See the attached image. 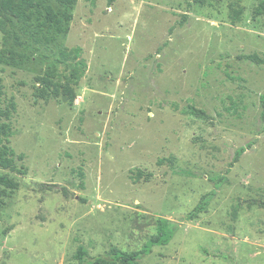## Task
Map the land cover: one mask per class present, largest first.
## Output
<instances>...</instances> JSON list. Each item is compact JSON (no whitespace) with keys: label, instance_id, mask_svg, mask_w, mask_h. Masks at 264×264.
I'll use <instances>...</instances> for the list:
<instances>
[{"label":"rangeland","instance_id":"1","mask_svg":"<svg viewBox=\"0 0 264 264\" xmlns=\"http://www.w3.org/2000/svg\"><path fill=\"white\" fill-rule=\"evenodd\" d=\"M262 3L77 0L65 34L0 32V264L137 251L158 218L174 236L139 264H264Z\"/></svg>","mask_w":264,"mask_h":264},{"label":"trees","instance_id":"2","mask_svg":"<svg viewBox=\"0 0 264 264\" xmlns=\"http://www.w3.org/2000/svg\"><path fill=\"white\" fill-rule=\"evenodd\" d=\"M194 3L201 4L203 0H193ZM77 0H0V32L2 34H8L10 29H13L16 25H25L35 21L36 27L47 30H52L56 34H65L67 32V25L72 19V10ZM264 13V4H260L255 10L254 15L259 16ZM239 11H232L230 14L231 23L234 24L238 21ZM21 28V27H20ZM23 32L27 31V28L22 29ZM46 42L52 41V38L44 36ZM78 51V50H76ZM16 55L4 57L0 54V63L3 64H17ZM22 58V56H19ZM249 60L256 64H264V59H260L257 56H250ZM44 82L48 83L45 79ZM1 89V88H0ZM40 89H37L39 91ZM1 93V90H0ZM62 94L66 96L69 101L73 100V93L71 88L65 87ZM44 96L41 90L39 91V97ZM260 102L262 104L261 118L264 121V94L260 96ZM10 108L14 109L12 103ZM186 114L194 115L199 118H204L205 114L202 111L188 108L185 111ZM0 116L7 118L8 111L3 112L0 109ZM244 149L239 148L233 157L232 163L237 162L240 156L243 154ZM12 154L5 146L0 150V166L3 169H12L13 160L9 158ZM21 158V156H19ZM0 187L8 190H16L19 184L7 176L0 175ZM210 194L204 195L198 205L187 215V220H193L204 211ZM256 205L264 210V202H252L249 204ZM155 236L148 239L143 246L132 252H123L116 247H112L108 252L96 257H90L87 251L83 247H78L73 259L78 264H139V262L151 253L155 246H165L173 238L175 233V227L172 222L158 218L155 226Z\"/></svg>","mask_w":264,"mask_h":264},{"label":"water","instance_id":"3","mask_svg":"<svg viewBox=\"0 0 264 264\" xmlns=\"http://www.w3.org/2000/svg\"><path fill=\"white\" fill-rule=\"evenodd\" d=\"M62 101H63V102H66V101H67V98H66V97H63V98H62Z\"/></svg>","mask_w":264,"mask_h":264}]
</instances>
